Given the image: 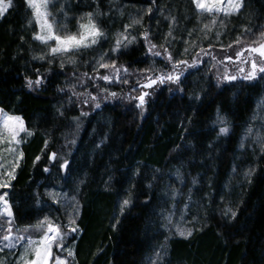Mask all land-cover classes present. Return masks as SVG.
I'll list each match as a JSON object with an SVG mask.
<instances>
[{
	"label": "trees",
	"instance_id": "16d2710c",
	"mask_svg": "<svg viewBox=\"0 0 264 264\" xmlns=\"http://www.w3.org/2000/svg\"><path fill=\"white\" fill-rule=\"evenodd\" d=\"M51 11L69 32L91 12L107 39L69 54L75 64L65 57L61 67L59 57L33 58L45 47L33 39L25 0H12L0 17V109L32 133L23 138L15 178L2 189L14 224L41 219L43 204L63 223L46 193L67 191L79 209L76 232L66 231L64 243L73 249L70 264H264V146L248 141L241 148L258 108L264 112V74L244 80L240 71L261 59L246 49L264 43V0H243L239 14L210 29L192 0H53ZM133 19L141 20L128 30L135 42L114 52L117 34ZM145 31L160 57L149 53ZM164 48L174 60L197 64L181 65L179 86L144 91L149 75L171 70ZM101 55L121 69L119 82L95 79L111 69L98 68ZM38 78L30 90L27 79ZM124 200L130 203L122 212ZM229 208L235 219L225 215ZM176 224L192 236L177 235Z\"/></svg>",
	"mask_w": 264,
	"mask_h": 264
},
{
	"label": "snow or ice",
	"instance_id": "6c2138e0",
	"mask_svg": "<svg viewBox=\"0 0 264 264\" xmlns=\"http://www.w3.org/2000/svg\"><path fill=\"white\" fill-rule=\"evenodd\" d=\"M26 4L32 11V17L33 21L35 22L38 31L34 33L33 39L36 41H39L42 45H44L48 52L45 54H42L39 57H33L34 59H40L44 60L46 55H51L53 57H59L61 58V67H63V59L65 57L69 58L73 64H75V60L71 59V56L69 54H72L73 56L82 50H87L90 48H93L95 45L100 43L101 38L107 39L106 34L104 31L97 25L95 20L93 19V13L89 12L86 13L87 21L79 23L78 31L75 33H70L66 31V25L61 27V25L57 22L56 16L51 11V6L53 4V0H25ZM193 3L196 5L197 9L200 10L201 14L208 13V14H223L224 16H230L233 14H239L240 9L243 7V0H226L227 7H224L225 0H193ZM12 6V0H0V17L4 15V13L8 10L9 7ZM151 9H149V12ZM84 18L82 17L81 20ZM33 21H30L31 24ZM213 24L216 23L215 20L212 21ZM141 24L140 19H133L132 23L129 25L124 26V31L117 34V38L115 40V45L113 47L114 52H118L121 50V48H127L128 45L135 42L136 37L132 36L131 39H129V28L133 27L134 25ZM207 28L208 25H205ZM172 33L169 32V36H171ZM143 39L145 40L146 44L148 45V51L151 55L155 57H160L162 54L160 51H154L156 49V45L151 42L149 39L148 32L145 31ZM54 42V43H52ZM239 38H237V43H239ZM201 51H204V49H201ZM250 54L255 53L257 54L261 59L257 61L256 59H251V70L245 71L244 68H241L240 71L244 73L242 79L244 80H255L257 79V74H264V43H261L259 47H249L246 49ZM188 52V49H185V53ZM165 58L167 61L171 64V70L168 72H164L162 70L160 71L159 75H149L146 79L148 80V83H145L141 85V87L144 88H151L153 85L160 83L163 84L165 82L179 84L181 83V75L185 71V68H182L181 65H184L186 67H195L197 64L196 60H192L189 62L188 60H174L171 53L168 51L167 48H164ZM199 56V53L196 54ZM239 55H243V53H238ZM104 61V55H101L97 61L96 64L98 65V68H111L113 69L112 75H104V76H96L95 79H102L105 82L111 83L113 80H116L117 82L120 81V72L121 69L116 67L115 62H112L111 64L103 62ZM245 63H248L246 60ZM123 71L127 73V69L124 68ZM148 71V70H146ZM157 70H153L155 72ZM84 75H87L85 73ZM238 77L233 76H227L225 75L224 79L228 80H236ZM261 79H264V75L260 76ZM126 82V81H124ZM42 83L41 79H36L35 81L31 79H27V87L31 90L33 86H39ZM104 91H107L106 89ZM110 96L116 97L115 92L109 93ZM148 93L145 92L144 94L140 95L138 97L139 104L137 107L142 106L145 103V96H147ZM92 99L95 101L97 98L92 97ZM96 108H100V103L95 104ZM82 115H86V113H82ZM220 124L225 125L220 127L219 132L221 135H227L229 132V128L226 126L227 121L220 117L218 115L217 117ZM27 132V130L24 127V122L19 116H12L4 113L3 109H0V143H4L7 141L10 145H15L20 142V133ZM28 135H31V132H27ZM248 134H252V129H248ZM257 141L264 146V137H261L260 135H257L256 137ZM74 142V141H73ZM9 152H15L14 147L8 148ZM23 154L20 153L18 159H22ZM52 160H55L56 154L53 153L50 157ZM37 160H39V157H37ZM18 166V162L13 165L12 171H7L6 175L14 179V168ZM2 167V165H0ZM62 168H67V162H63L61 164ZM45 172L49 171L48 168L44 169ZM251 171L247 174L251 176ZM195 183V181H194ZM8 184L6 183H0V187H7ZM6 195V194H5ZM49 195L53 198L54 202L56 201V195L55 193H49ZM0 203H3L4 205V211H6L7 215L9 217H12V211L11 206L8 204L6 200L3 199V197H0ZM130 203V200H124L121 211L123 212V209L127 207ZM78 208V204L76 206ZM230 213V218L235 219L236 218V212L232 209H226L225 215ZM167 224H172V215H169L167 218ZM9 224H11V220L8 221ZM72 224L75 223V220L73 219L71 221ZM176 234L179 236L188 239L192 236V230L182 227L180 224L174 225ZM36 231L40 233V236L38 239H33L32 235L29 234L27 237L25 235H17L16 237H13L11 235L12 228L9 227L8 235H4L2 238V241H0V251H3V249L6 247L10 251L12 249H15L18 246L17 242H22L25 239H27V245L24 247L23 253L20 256V261L23 262V264H49L50 260L53 258V246L60 249H64V240L67 233L61 231V225L54 224L51 220H49L47 217L44 218L37 226ZM69 231L75 232V228H70ZM68 252V256H74V253L71 249H66ZM158 255V254H157ZM0 264H4L3 261H0ZM55 264H70V261L67 259H62L61 257L57 256L55 258Z\"/></svg>",
	"mask_w": 264,
	"mask_h": 264
},
{
	"label": "rangeland",
	"instance_id": "374dc122",
	"mask_svg": "<svg viewBox=\"0 0 264 264\" xmlns=\"http://www.w3.org/2000/svg\"><path fill=\"white\" fill-rule=\"evenodd\" d=\"M192 2H193V0H192ZM209 2H210V0H209ZM193 6L195 8L196 13L199 14L200 19L204 23H206V25H208V27L206 29L216 27L217 25L219 26L220 23H222L223 19H225L226 17H229V16H224L223 14H219V13H216V14L203 13V14H201L200 10L197 9V7L194 3H193ZM27 7H28V5H27ZM224 7H227L226 0H225ZM30 11H31V9H30ZM31 14H32V11H31ZM233 15H236V14H233ZM230 16H232V15H230ZM213 20L216 21L215 24L212 23ZM32 21H33V17H32ZM86 21L87 20H84L85 23H86ZM78 28L75 29L73 32H70V33L77 32ZM36 29L38 31L37 26H36ZM67 32H69V31H67ZM37 42L40 45H42L39 41H37ZM52 43H54V42H52ZM47 52H48V49L45 47V53H47ZM46 56L53 57L51 55H46ZM105 73L106 74H104V75H112L113 69H107V71ZM120 75H121V72H120ZM102 81L105 82L104 80H102ZM143 89H144V91H146V89H148V88H143ZM218 124L220 127L225 126V125L220 124L219 121H218ZM249 128L252 129V134L249 135L248 131L245 133V135L243 136V140L241 142V148L244 147V145H246L248 143V141H249V143H248L249 145L256 144L258 142L256 139L257 135H260L261 131H264V112H262V108H258L257 113L254 115L253 119L251 120V126ZM25 136H26V132L20 133V142L18 144H15V145H10L9 143H7V141H5L4 143H0V165H2V167H0V183H6L7 184L8 181H10L11 178H9L6 175V172L12 171L13 165L16 164L17 162H19L20 159H18V157H19V154L21 153L20 147H21V144L23 142V138ZM247 139H249V140H247ZM10 147H14L15 152H9L8 148H10ZM16 167L14 168V171H15ZM2 189H7V187H0V197H3V199L8 202L7 192L2 191ZM49 193H55V195H56V201L55 202H54L53 198L49 195ZM46 197H48L51 201H53L54 203H56L59 206L60 211H61L63 218H64L63 223H60V219L58 218V216L56 214L52 213L51 211H49V209H46V204H43L45 212H44V216L41 219H39L38 221L34 222L31 225L19 227V226H16L14 224L13 216L9 217L6 213V211H4L3 203H0V241H2V238L4 235L9 234V232H8L9 227L12 228L11 235L13 237H16L17 235H25L27 237L29 234H31L33 239H38L40 236V233L36 231V226L42 220H44L45 217H47L49 220H51L54 224L61 225V231L62 232L67 233L66 231H69L70 228H75L74 227L75 223L72 224L71 221L74 219L76 222L78 215H79V209L76 207L77 205H76V200H75L74 196L72 194L68 193L67 191L66 192L48 191L46 193ZM8 204H9V202H8ZM9 220H11V224L8 223ZM174 231L176 233V230H174ZM69 235L70 234L67 233V235L65 236L64 243L66 241V238ZM17 243H18V246L15 249H12L11 251L6 247L3 249V251H0V261H3L4 264H23V262H21L19 258L21 256V254L23 253L24 247L27 245V239H25L22 242H17ZM66 249H71L73 251V249L70 247L60 249L54 245L53 246V258H52V260H50L49 264H55V258L57 256L61 257L62 259H67L69 261V257H71V256H68V252L66 251ZM155 261H156V258H154L152 261H148V262H150V264H154Z\"/></svg>",
	"mask_w": 264,
	"mask_h": 264
}]
</instances>
